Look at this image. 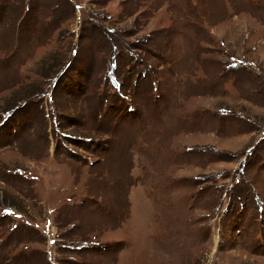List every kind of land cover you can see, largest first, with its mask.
Here are the masks:
<instances>
[{
	"label": "rangeland",
	"instance_id": "1",
	"mask_svg": "<svg viewBox=\"0 0 264 264\" xmlns=\"http://www.w3.org/2000/svg\"><path fill=\"white\" fill-rule=\"evenodd\" d=\"M0 264H264V0H0Z\"/></svg>",
	"mask_w": 264,
	"mask_h": 264
}]
</instances>
